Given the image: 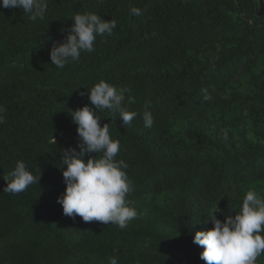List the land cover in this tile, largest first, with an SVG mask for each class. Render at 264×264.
I'll return each instance as SVG.
<instances>
[{"label":"trees","instance_id":"1","mask_svg":"<svg viewBox=\"0 0 264 264\" xmlns=\"http://www.w3.org/2000/svg\"><path fill=\"white\" fill-rule=\"evenodd\" d=\"M47 2L33 22L0 0V264H206L195 231L214 226L205 221L216 208L222 221L235 215L247 191L264 196V0ZM84 12L117 27L59 69L52 44ZM102 78L130 89L126 107L138 113L130 125L99 113L133 186L138 216L123 230L65 216L57 202L63 149L79 151L70 111L90 105L86 86ZM19 160L40 181L3 192Z\"/></svg>","mask_w":264,"mask_h":264},{"label":"clouds","instance_id":"2","mask_svg":"<svg viewBox=\"0 0 264 264\" xmlns=\"http://www.w3.org/2000/svg\"><path fill=\"white\" fill-rule=\"evenodd\" d=\"M2 6L22 9L26 17L35 22L45 18L48 2L2 0ZM130 12L135 16L143 14L138 7L130 8ZM71 19L73 24L67 36L62 42L54 41L50 50L51 64L59 69L79 61L82 52H94L97 36H111L117 27L115 19L106 20L95 12L76 13ZM86 89L90 105L70 111L80 138L79 151L76 148L63 149L59 166L66 190L57 202L62 205L65 216L73 219L79 216L86 223L115 224L123 230L138 216L137 209L127 199L133 186L125 171L128 164L116 159L120 151L119 140L111 137L109 123L101 126L99 113L106 109L116 111L125 125H130L138 113L126 107L128 88H118L102 78ZM80 94L83 96L86 92ZM132 102L131 98L127 101ZM4 112L5 107L0 105V124L4 123ZM143 121L148 128L154 123L148 105L143 111ZM92 153L97 155H90ZM40 177L41 174L34 175L26 163L19 160L10 175L5 176L7 184L3 192L21 193L30 185L39 183ZM232 207L235 215L229 214L222 221L215 215L216 208L211 218L205 221L214 226L195 231L193 243L203 248L200 258L206 264H257L258 258L264 256V196L249 190L242 204ZM109 260L110 264H118L114 257Z\"/></svg>","mask_w":264,"mask_h":264},{"label":"water","instance_id":"3","mask_svg":"<svg viewBox=\"0 0 264 264\" xmlns=\"http://www.w3.org/2000/svg\"><path fill=\"white\" fill-rule=\"evenodd\" d=\"M264 9V7L262 6V10Z\"/></svg>","mask_w":264,"mask_h":264}]
</instances>
